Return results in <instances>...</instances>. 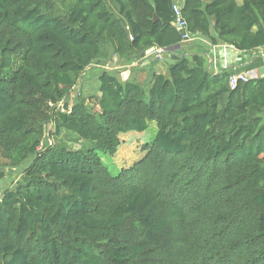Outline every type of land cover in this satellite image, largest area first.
<instances>
[{
    "label": "trees",
    "instance_id": "1",
    "mask_svg": "<svg viewBox=\"0 0 264 264\" xmlns=\"http://www.w3.org/2000/svg\"><path fill=\"white\" fill-rule=\"evenodd\" d=\"M175 5L0 0V168L19 174L0 195V264H264V77L232 86L170 52ZM178 6L212 46L264 47V0ZM152 48L178 59L148 88L103 70L97 94L78 89L94 63ZM133 152L116 174L103 160Z\"/></svg>",
    "mask_w": 264,
    "mask_h": 264
},
{
    "label": "crops",
    "instance_id": "2",
    "mask_svg": "<svg viewBox=\"0 0 264 264\" xmlns=\"http://www.w3.org/2000/svg\"><path fill=\"white\" fill-rule=\"evenodd\" d=\"M175 1L178 5L181 0ZM181 47L184 55L189 57L198 66L210 71L213 75L228 71L232 75L243 74L248 77H258L260 76V70L264 68V47L255 52H240L227 45L212 46L203 38L187 42ZM167 55L165 59L169 57ZM101 62L102 61L97 63ZM111 62L118 64V67L115 68H121V70L117 71L119 78H121L123 72L129 71L124 81L131 80L141 84L149 80L151 71L166 73L167 70L162 62L156 61L151 56L141 58L132 66H122L118 63L117 58L108 63L110 64ZM153 64H155V66L152 67L151 65ZM144 75L146 77L143 79L142 76ZM16 177H19V175ZM12 178L11 176H7V178L4 177L3 180H0V195L7 187V184L10 186L13 183L14 180Z\"/></svg>",
    "mask_w": 264,
    "mask_h": 264
},
{
    "label": "rangeland",
    "instance_id": "3",
    "mask_svg": "<svg viewBox=\"0 0 264 264\" xmlns=\"http://www.w3.org/2000/svg\"><path fill=\"white\" fill-rule=\"evenodd\" d=\"M97 64H99V65H97ZM151 66L153 67V66H155V64H153ZM115 67H118V64H116L115 62H111L110 64L108 62H104V61H102L101 63L96 62L84 73L83 77L80 79V82L78 84V89L81 87V85H84V91L83 92H84V97L86 99L87 98L89 99L90 96L97 94L96 87H97V77H98L99 73H101V71H103V70H106V71L114 72L117 74V71L121 70V68H115ZM152 72L153 71H151L150 74ZM142 77L144 79L146 76L144 75ZM149 84H150L149 80L145 81V82H143V87L148 88ZM77 95H78V91L76 89L72 92L70 102H73L75 100L74 98H76ZM91 103H93V105L96 106V103H94V101ZM156 133H157L156 123L152 122L149 130L147 132L143 133L142 135H138V134L128 135L126 137V141H127L126 145H128L129 148L124 152L130 154V152H132L134 150L135 146H137L136 143L138 141H140V140L146 141V140L154 137V135H156ZM79 147H80L79 145H72L73 149H77ZM125 153L122 154L123 158L119 157L117 159H112L110 156H104L103 157L104 162L107 165H109L111 172L113 174H116L118 172V170L121 169L122 167L132 165L135 160H137L138 158L141 157L140 152H137V153L133 152L130 157L126 156L127 154H125ZM124 157H128V158H124ZM1 172H3V176L0 178V180H3L4 177L7 178L6 172H4L3 170H1ZM17 175H19V174H17ZM17 175L16 174L13 175L12 179H15ZM9 184H10V182H9ZM7 186H8V184H7Z\"/></svg>",
    "mask_w": 264,
    "mask_h": 264
},
{
    "label": "built area",
    "instance_id": "4",
    "mask_svg": "<svg viewBox=\"0 0 264 264\" xmlns=\"http://www.w3.org/2000/svg\"><path fill=\"white\" fill-rule=\"evenodd\" d=\"M174 13L176 15V20L174 22V25L177 27V29L179 31L183 32L182 36H183V43L184 44L187 42L195 41L198 38H201L200 36L191 35L187 31L186 22L181 16L180 8L178 5L174 6ZM150 56L158 62H163L165 60V51L162 49H159V48H155V50L151 53ZM248 78H256V77H248V76L243 75V74L233 75L231 78V85L234 86L236 81H238V80L246 81ZM59 107H63V106L60 104Z\"/></svg>",
    "mask_w": 264,
    "mask_h": 264
},
{
    "label": "water",
    "instance_id": "5",
    "mask_svg": "<svg viewBox=\"0 0 264 264\" xmlns=\"http://www.w3.org/2000/svg\"><path fill=\"white\" fill-rule=\"evenodd\" d=\"M155 19H157V18L155 17ZM154 50H155V48H152V49H150L149 51H147L145 54H142V58L147 57V56H150L151 53H152ZM169 51H170V52H175V53H177V54H179V55H182V54H183L182 47H181L180 45H179V46H176V47H174V48H172V49H170ZM169 51H168V52H169ZM167 56H169V57H167V58L165 59V61H166L167 63H169V64H173V63L178 59V57H176V56H174V55H171L170 53H169ZM128 72H129V71H126V72H123V73L121 74V78H122L123 81L127 78V76H128ZM260 76L264 77V68L260 70ZM1 170H2V169L0 168V178L3 176V172H1Z\"/></svg>",
    "mask_w": 264,
    "mask_h": 264
}]
</instances>
